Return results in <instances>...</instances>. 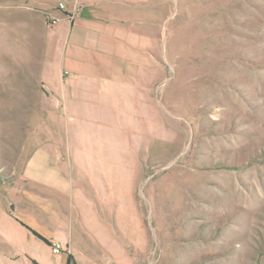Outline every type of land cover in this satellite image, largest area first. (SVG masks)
<instances>
[{"label": "rangeland", "instance_id": "obj_1", "mask_svg": "<svg viewBox=\"0 0 264 264\" xmlns=\"http://www.w3.org/2000/svg\"><path fill=\"white\" fill-rule=\"evenodd\" d=\"M153 5V110L121 122V186L136 181L142 228L107 261L91 249L69 264H264V0ZM22 83L0 76L5 216L32 185L23 175L30 142L50 137L39 98L19 91L38 87Z\"/></svg>", "mask_w": 264, "mask_h": 264}, {"label": "crops", "instance_id": "obj_2", "mask_svg": "<svg viewBox=\"0 0 264 264\" xmlns=\"http://www.w3.org/2000/svg\"><path fill=\"white\" fill-rule=\"evenodd\" d=\"M153 6V0H0V76L38 87L20 95L39 98L34 106L50 131L30 142L23 175L32 185L21 188L13 216L0 212V264H69L91 249L105 259L115 255L116 242L141 231L137 183L121 186V122L153 110ZM47 16L58 23L48 27ZM54 242L63 246L59 255L52 254Z\"/></svg>", "mask_w": 264, "mask_h": 264}, {"label": "built area", "instance_id": "obj_3", "mask_svg": "<svg viewBox=\"0 0 264 264\" xmlns=\"http://www.w3.org/2000/svg\"><path fill=\"white\" fill-rule=\"evenodd\" d=\"M81 7H82V5L78 4L77 8L74 9V11L70 13L69 18L73 19L78 14L79 9ZM58 9L60 11H65L66 10L65 3L64 2H59L58 3ZM58 21L59 20L54 18V17H49V16L46 17V25L48 27L55 26L58 23ZM62 249H63V246L59 242H54L52 247H51L52 254H54V255H59L61 253Z\"/></svg>", "mask_w": 264, "mask_h": 264}, {"label": "water", "instance_id": "obj_4", "mask_svg": "<svg viewBox=\"0 0 264 264\" xmlns=\"http://www.w3.org/2000/svg\"><path fill=\"white\" fill-rule=\"evenodd\" d=\"M10 210L13 212L14 211V205H10Z\"/></svg>", "mask_w": 264, "mask_h": 264}]
</instances>
